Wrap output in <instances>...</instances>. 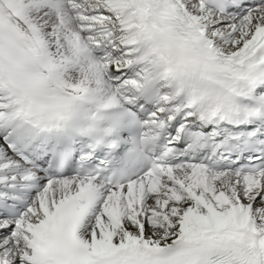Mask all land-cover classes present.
<instances>
[{
	"label": "snow or ice",
	"instance_id": "6c2138e0",
	"mask_svg": "<svg viewBox=\"0 0 264 264\" xmlns=\"http://www.w3.org/2000/svg\"><path fill=\"white\" fill-rule=\"evenodd\" d=\"M0 264H264V0H0Z\"/></svg>",
	"mask_w": 264,
	"mask_h": 264
}]
</instances>
